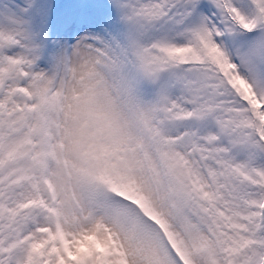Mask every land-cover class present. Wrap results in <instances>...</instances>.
<instances>
[{
    "label": "snow or ice",
    "instance_id": "6c2138e0",
    "mask_svg": "<svg viewBox=\"0 0 264 264\" xmlns=\"http://www.w3.org/2000/svg\"><path fill=\"white\" fill-rule=\"evenodd\" d=\"M0 264H264V0H0Z\"/></svg>",
    "mask_w": 264,
    "mask_h": 264
}]
</instances>
